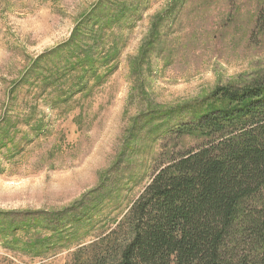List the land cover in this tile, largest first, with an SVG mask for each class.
<instances>
[{
	"label": "rangeland",
	"instance_id": "obj_1",
	"mask_svg": "<svg viewBox=\"0 0 264 264\" xmlns=\"http://www.w3.org/2000/svg\"><path fill=\"white\" fill-rule=\"evenodd\" d=\"M261 75L264 0H0V264H112L177 126Z\"/></svg>",
	"mask_w": 264,
	"mask_h": 264
},
{
	"label": "trees",
	"instance_id": "obj_2",
	"mask_svg": "<svg viewBox=\"0 0 264 264\" xmlns=\"http://www.w3.org/2000/svg\"><path fill=\"white\" fill-rule=\"evenodd\" d=\"M175 132L206 142L156 171L112 264H264V75L217 88Z\"/></svg>",
	"mask_w": 264,
	"mask_h": 264
}]
</instances>
